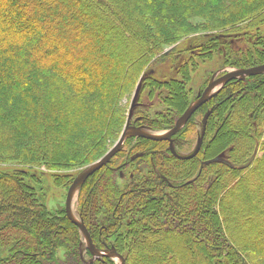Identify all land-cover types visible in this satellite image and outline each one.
<instances>
[{"label": "trees", "instance_id": "16d2710c", "mask_svg": "<svg viewBox=\"0 0 264 264\" xmlns=\"http://www.w3.org/2000/svg\"><path fill=\"white\" fill-rule=\"evenodd\" d=\"M193 17L256 27L264 24V0H0V165L60 170L103 155L125 124L139 75L169 56L173 50L162 47L190 31ZM215 41L199 46V55ZM258 55L238 67L263 64L264 49ZM187 69L180 66L182 79ZM143 79L149 97L169 90L165 102L171 89L184 91L177 79ZM189 104L165 121L169 103L159 119L171 128ZM209 108L198 152L179 157V137L191 140ZM227 117L238 136L216 147L210 130L219 120L227 126L220 141L229 138ZM172 140L175 153L166 140L131 136L82 183L79 215L92 243L114 248L123 264H264V239L240 224L230 229L223 206L236 188L248 212L264 214L250 184L260 177L264 189V73L227 81ZM28 174L0 170V249L7 253L0 264H112L108 256L80 258L78 227L64 205L60 215L47 210ZM56 177L66 189L74 179Z\"/></svg>", "mask_w": 264, "mask_h": 264}, {"label": "rangeland", "instance_id": "374dc122", "mask_svg": "<svg viewBox=\"0 0 264 264\" xmlns=\"http://www.w3.org/2000/svg\"><path fill=\"white\" fill-rule=\"evenodd\" d=\"M190 24V31L180 35L178 40L172 44L162 47L163 51L161 53H166V49H170L169 51L173 50L169 56H167L165 60H158V62L154 63L153 66L148 67L139 75L135 84V89L133 90L127 103L125 123L130 126L129 128L135 125L137 121L141 120L142 123L138 126L146 132H167L170 128H167L168 124L166 122H164L162 119H159V113L167 110L165 108L169 103H171V105L168 109L169 113H167L166 117L164 118L165 121H167L168 116L170 117L174 113H179L180 109L184 107L187 101L190 103L194 101L198 96L202 85L206 81L208 82L212 76L228 70L240 68L238 66L243 64L260 61L262 59L261 57H263L258 55V52H261L264 49V24L256 27H250L244 24V22H241L235 25L233 24L232 26L216 27L209 26L208 22L204 23L203 18L199 17L191 18ZM94 26L96 27L97 24H94ZM213 40H216L217 42L215 41V46L212 47V50L208 49L207 53L204 52L202 55H199V46L205 45L206 47H209ZM130 49L131 47L126 45L125 48L120 51V53L125 54ZM183 63L189 65V69L186 71V74H189V79L187 80L184 78L182 79V76H179V68ZM147 76H151V79L157 80L159 82H171L172 79H177L182 84L184 91L182 93L179 92L180 95L178 96L176 94L177 92L171 89L170 96L172 97V101L170 102H165L163 100L169 91L165 88H159L152 93L151 97H149L148 91L146 89H142L144 80L143 78ZM183 94L185 96V101L184 97L182 96ZM208 110L210 111V108ZM144 120L147 122V124H143ZM226 121L228 128L232 130V135H229V138L220 141L219 138L221 136V132L227 126H221L222 122L219 120H216L215 128L210 130L211 144L215 145L216 147L217 145L223 146L227 144L229 139H235L238 136L235 134V132L240 130L239 125L232 128L229 123L233 122L234 119H229L227 117ZM195 122L198 123L195 136L191 140L189 139V141H186L188 140V137L184 139L183 136H181L179 137L178 142H176V146L180 147V149L177 150L178 152L182 153V156L191 154L200 138L202 144L203 133L201 134V132L204 129L202 128L203 121H200L199 123L197 120ZM183 126L184 125H182L181 128ZM215 131L217 132L214 133ZM135 137L137 136L134 135V138ZM122 146L123 144L121 147ZM172 150L174 153L176 152L173 144ZM227 153L228 148L224 149L222 153L218 155V157L220 159H227ZM101 156L95 158L87 164L74 166L69 169L55 170L49 169L43 165H33L32 167L28 168L22 163L11 162L6 165H0V170L8 172L19 170L29 173L28 175H30V182L35 187L38 198L43 201L47 210L51 214L60 215V210L64 204L66 186L64 184L63 186L59 184V178H57L56 175H69L70 177L73 176L75 179L85 169L96 162ZM258 179L260 180L261 178H250V184L252 186L251 191L253 192L255 200L257 203H259V206L264 209V189L261 188L260 181ZM82 183H80L78 187L74 188L71 196L70 210L76 219L79 218V210L81 209L80 207L82 200H79L78 193ZM223 206L226 215L231 216V220H233L230 229L236 227L237 224H240L245 229L247 234L253 235V233L257 231L260 234V237L264 239V214L260 212H248L246 210V201L240 190L236 188L233 189L231 200L227 206H225V204ZM230 229L227 227L228 231H230ZM78 249L80 252V258L83 261L93 260V257L86 252L85 241L81 233L78 242ZM106 249L111 248L98 250L102 251ZM1 251L2 250L0 249V260L7 257V253ZM57 254L61 255L62 251L59 250ZM193 257L196 258L195 254ZM108 258L112 264H120L122 260L124 262L123 256L117 252L114 255H109ZM160 260L163 262L166 261L164 259Z\"/></svg>", "mask_w": 264, "mask_h": 264}, {"label": "water", "instance_id": "95a60500", "mask_svg": "<svg viewBox=\"0 0 264 264\" xmlns=\"http://www.w3.org/2000/svg\"><path fill=\"white\" fill-rule=\"evenodd\" d=\"M168 50H166V51H168ZM263 72H264V63L260 64V65L248 67V68H241V69H236V70H232V71H227V72L223 73L222 75L218 76L217 78L211 80L208 83V85L206 86V88L203 90V92L201 93L199 98L196 101H194L193 103H191L186 108V110L179 116V118L176 120L174 126L170 130H168L167 132H165L163 134L148 133V132H145V131H143L140 128L135 127V126H131V128H129L130 126L126 123L124 125L119 137L114 142V144L106 151V153L102 157H100L96 162H94L91 166H89L87 169H85L78 177H76L73 180V182L70 184V186L67 190V194H66V199H65L66 215L68 216V218L72 222H74L78 226L79 230L84 234V237H85L87 244H88V249L90 250V252L94 256L100 257L102 255H108L109 253L115 254L116 252L114 249H111V250L105 251V252L99 251L98 249H96L95 246L93 245L91 238H90V235H89L85 225L82 223V221L81 220L76 221L75 219H73L70 216L68 208H69V203H70V195H71V192L74 190V188L78 187V185L80 183H82L83 181H85V179L88 176H90L92 173H94L95 171L100 169L102 166H104L110 160V158L120 149L123 141L128 136L136 135V136H141V137L148 138L151 140H170V137L183 125V123L190 117V115L193 113V111L199 105H201L203 102L208 100V98L210 97V91L215 85L220 84V87H221L226 81H228L230 79H234V78L243 79L244 77H246L248 75H253V74H258V73H263ZM208 115H209V111H207L203 117L204 123H205ZM128 131H130V133ZM200 145H201V139L199 140V142H197L195 149H194L193 153L191 154V156L198 152ZM170 147H171V145H170ZM214 159H217V158H214ZM123 263L124 262L122 260V262L120 264H123Z\"/></svg>", "mask_w": 264, "mask_h": 264}, {"label": "bare ground", "instance_id": "6f19581e", "mask_svg": "<svg viewBox=\"0 0 264 264\" xmlns=\"http://www.w3.org/2000/svg\"><path fill=\"white\" fill-rule=\"evenodd\" d=\"M130 133V131H128Z\"/></svg>", "mask_w": 264, "mask_h": 264}]
</instances>
